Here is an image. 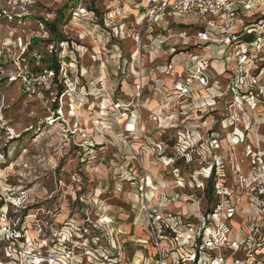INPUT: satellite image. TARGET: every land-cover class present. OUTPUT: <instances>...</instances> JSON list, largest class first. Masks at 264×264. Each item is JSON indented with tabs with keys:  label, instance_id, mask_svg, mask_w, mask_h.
I'll list each match as a JSON object with an SVG mask.
<instances>
[{
	"label": "rangeland",
	"instance_id": "374dc122",
	"mask_svg": "<svg viewBox=\"0 0 264 264\" xmlns=\"http://www.w3.org/2000/svg\"><path fill=\"white\" fill-rule=\"evenodd\" d=\"M147 2L0 0V264H177L206 228L208 264H264V99L232 123L227 94L194 84L178 97L190 54L210 52L193 45L204 24L170 22L161 48L152 38L168 32L146 25ZM61 9L58 83L29 77L54 45L40 18ZM172 46L175 74L162 68ZM139 81L138 132L125 140L112 102Z\"/></svg>",
	"mask_w": 264,
	"mask_h": 264
},
{
	"label": "built area",
	"instance_id": "2783aa9c",
	"mask_svg": "<svg viewBox=\"0 0 264 264\" xmlns=\"http://www.w3.org/2000/svg\"><path fill=\"white\" fill-rule=\"evenodd\" d=\"M195 16L196 21L202 22L204 26H200L192 35L195 40L193 45L209 49L210 52L190 54V65L186 67L185 78L178 77L173 82L176 95L182 99L193 97L191 92L194 84L206 89L211 88L214 90L213 98H221L226 94L231 97L230 106L236 109L228 116L232 123L249 120L247 110L255 111L264 99V0H148L143 14L146 25H162L167 29V35L152 38L154 44L161 48L175 37L172 27H168L170 22L178 24L184 18ZM187 33L184 30L178 35L185 38ZM136 40L138 49L132 57L138 56L143 49L140 38ZM171 50L172 53L176 52V46H172ZM181 53L173 54L171 61L162 66L164 71L177 73L175 57ZM217 59L223 60L225 64L221 72L213 66ZM213 70L217 76L224 79L213 77ZM24 79L27 81L26 77ZM100 85L105 90V83L101 81ZM143 93L144 84L139 81L135 94L129 99L124 102H112L114 116L122 124L121 137L125 140L138 132ZM204 103L206 102H202ZM208 233L209 228H206L203 238L208 236ZM153 234L161 250L158 241L162 235L155 230ZM199 236L200 233L197 237L195 234V243L191 244L192 251L188 256L177 260V264H208L207 260H204V250L210 243L202 238V242L198 244ZM235 248H238L237 243ZM211 260V264L240 263L238 260L236 263H227L224 258Z\"/></svg>",
	"mask_w": 264,
	"mask_h": 264
},
{
	"label": "trees",
	"instance_id": "16d2710c",
	"mask_svg": "<svg viewBox=\"0 0 264 264\" xmlns=\"http://www.w3.org/2000/svg\"><path fill=\"white\" fill-rule=\"evenodd\" d=\"M73 7V6H71ZM64 10L61 9L58 13V15L54 18L53 21H49L43 18H40V23H42L47 31L52 33L51 38L49 39V41H51L52 43H54L53 48L51 50L50 53H47L46 55H44L41 59L42 61V65L41 66H36L33 69H31L30 72H28V76H39L42 75V73L45 70L48 71H52V79L58 83V76L60 74V69H61V61L59 58V50L57 49L59 46V43L64 41V37L62 32H60V30L58 29V25L59 23L62 21L63 17H64ZM33 43H39L41 40L38 38H34L33 39ZM29 49H32V46L29 47ZM28 56V52L25 54V58ZM36 60H34L35 63ZM57 89H58V94L62 93L65 89L64 84H57Z\"/></svg>",
	"mask_w": 264,
	"mask_h": 264
},
{
	"label": "crops",
	"instance_id": "0c3cea01",
	"mask_svg": "<svg viewBox=\"0 0 264 264\" xmlns=\"http://www.w3.org/2000/svg\"><path fill=\"white\" fill-rule=\"evenodd\" d=\"M181 57H180V54H177V56L175 57V60L176 59H180ZM213 66H214V68L217 70V71H219V72H221V71H223V69H224V67H225V64H224V61L223 60H216V61H214L213 62ZM176 69H177V72L179 73V72H181L180 71V65L178 64V66H176ZM196 87H200V85L199 84H196L195 85ZM124 90L126 91V93H128V94H130L131 92H132V88H131V86L129 85V84H125L124 85ZM204 90V89H203ZM213 90V89H212ZM212 92H214V90L212 91ZM208 96V94L207 93H203L202 95H199V96H197V101L198 102H204L205 100H207V97ZM203 122L201 121V124H202Z\"/></svg>",
	"mask_w": 264,
	"mask_h": 264
},
{
	"label": "bare ground",
	"instance_id": "6f19581e",
	"mask_svg": "<svg viewBox=\"0 0 264 264\" xmlns=\"http://www.w3.org/2000/svg\"><path fill=\"white\" fill-rule=\"evenodd\" d=\"M240 138V137H239ZM231 142L233 143V144H238V139H235V138H233V136H231Z\"/></svg>",
	"mask_w": 264,
	"mask_h": 264
}]
</instances>
